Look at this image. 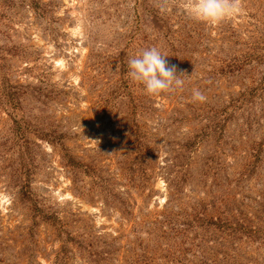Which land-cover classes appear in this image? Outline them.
<instances>
[{
	"label": "rangeland",
	"instance_id": "rangeland-1",
	"mask_svg": "<svg viewBox=\"0 0 264 264\" xmlns=\"http://www.w3.org/2000/svg\"><path fill=\"white\" fill-rule=\"evenodd\" d=\"M192 2L0 0V264H264V0Z\"/></svg>",
	"mask_w": 264,
	"mask_h": 264
},
{
	"label": "clouds",
	"instance_id": "clouds-1",
	"mask_svg": "<svg viewBox=\"0 0 264 264\" xmlns=\"http://www.w3.org/2000/svg\"><path fill=\"white\" fill-rule=\"evenodd\" d=\"M237 9L234 0H194L185 10L198 22L218 24ZM167 57L156 47L145 49L129 58L127 75L142 85L148 95L158 96L182 89V74L178 75L176 67L168 65ZM192 100L204 102L206 97L199 90H193Z\"/></svg>",
	"mask_w": 264,
	"mask_h": 264
}]
</instances>
